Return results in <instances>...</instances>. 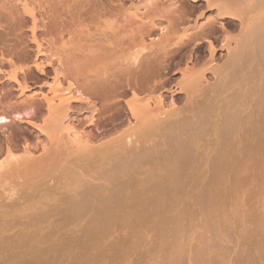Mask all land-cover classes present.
Here are the masks:
<instances>
[{
  "label": "bare ground",
  "instance_id": "1",
  "mask_svg": "<svg viewBox=\"0 0 264 264\" xmlns=\"http://www.w3.org/2000/svg\"><path fill=\"white\" fill-rule=\"evenodd\" d=\"M58 1L95 26L105 57L83 70L45 41L51 0H2L31 22L21 51L44 83L0 81V264H264V0H168L138 16L141 37L158 17L163 34L186 33L125 59L109 35L122 0ZM154 48L160 57H143ZM20 122L44 139L14 161L30 134Z\"/></svg>",
  "mask_w": 264,
  "mask_h": 264
},
{
  "label": "rangeland",
  "instance_id": "2",
  "mask_svg": "<svg viewBox=\"0 0 264 264\" xmlns=\"http://www.w3.org/2000/svg\"><path fill=\"white\" fill-rule=\"evenodd\" d=\"M124 4V15L119 17V27L116 31H112L109 33L111 38L115 39V36H120L119 47L120 49L116 52L119 56H122L123 59L127 57H131V55L138 50L142 49L144 44L150 45V43L155 40L158 42L157 45H153V47L157 48V46H162L164 44H168L173 40V38L177 35L178 37H182L186 31L180 27L177 34L172 36V33L168 31L167 34H163L161 31V26H166L168 23L163 22L159 23V17L156 18V23L158 27H154V30L150 35L146 36L144 39L141 37V33L139 32V26L141 24L140 18L138 17L142 13H147L149 16L157 15L163 13V8H168V0H156L155 4L151 7H147L146 0H122ZM55 7V10L52 11V17L55 19H47L48 27L47 29H43L42 31L50 30L51 33L43 35L45 41L50 43V46L54 47L58 51L63 50H71V57L77 58L80 60V64L83 70H87L95 64L96 59H102L105 57L104 52L102 50L96 51V48L100 46V40H97L98 37H94L91 35L95 31V26L90 24L89 22L80 23L77 20L76 11L70 7L64 6L63 3H60L58 0H51L50 2ZM180 4L182 6L188 5V0H180ZM204 4V3H203ZM203 4L196 9V11L191 14L192 18H195L196 15L201 12L204 8ZM34 4H30V7H33ZM35 6V5H34ZM11 10H15L10 5L4 6L2 0H0V81L4 79L6 74H16L19 77H26L27 81L31 85L32 88H37L44 83L43 80L39 77L37 71L33 67V59L29 58L28 51H21L24 47L22 43V38L24 36H28L30 34L29 28L31 22H22L21 20H12L9 18V14ZM216 11H210L207 13L206 17L212 16ZM256 12L250 13L248 18H251L255 15ZM165 16L170 19L169 13L165 12ZM54 27H62L63 29L69 28V31L58 32ZM177 39V37H176ZM52 43V44H51ZM93 48V53L89 52L90 49ZM151 51H147L143 57L148 58L149 60L155 59V55L160 57V54L156 53V49ZM11 53L14 57L12 64H6L1 62L2 57L6 54ZM16 55L19 57L17 58ZM82 59V60H81ZM84 59V60H83ZM95 59V60H94ZM105 59V58H104ZM45 60V59H42ZM86 66V67H85ZM171 72L170 74H172ZM180 74H178V78ZM43 86V85H42ZM8 88L12 91L13 94L18 95V92L15 89V85L13 83H8ZM107 102L112 103L115 101V97L108 96L106 99ZM20 107H26V102H21ZM4 113V109L0 108V114ZM111 112L105 113L109 115ZM104 114V115H105ZM28 119H34L29 117ZM19 126L24 128H28L30 130V134L28 136L21 135L19 133L17 135L16 141L13 143L18 146L14 150L16 156L14 157V161L16 159L23 156V149L25 140L31 144L32 151L36 154H40L41 152V144L40 140H43L44 137L39 135V133L35 130V128L29 126L26 123L20 122ZM8 136V132L5 129H0V149L2 154L0 156L1 160H5L8 157L7 154V143L6 139ZM40 140H39V139ZM9 168V167H8ZM4 173V171L2 172ZM3 176H0L2 179ZM201 231L200 227V215L196 214L189 224V233L190 234H199Z\"/></svg>",
  "mask_w": 264,
  "mask_h": 264
}]
</instances>
